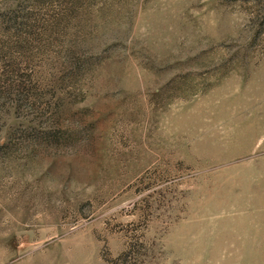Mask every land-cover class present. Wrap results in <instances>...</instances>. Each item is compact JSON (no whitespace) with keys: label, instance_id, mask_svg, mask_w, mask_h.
Here are the masks:
<instances>
[{"label":"rangeland","instance_id":"rangeland-1","mask_svg":"<svg viewBox=\"0 0 264 264\" xmlns=\"http://www.w3.org/2000/svg\"><path fill=\"white\" fill-rule=\"evenodd\" d=\"M0 264H264V0H0Z\"/></svg>","mask_w":264,"mask_h":264}]
</instances>
